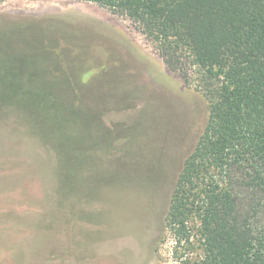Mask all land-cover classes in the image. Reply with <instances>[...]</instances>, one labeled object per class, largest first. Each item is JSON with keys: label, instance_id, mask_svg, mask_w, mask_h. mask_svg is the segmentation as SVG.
<instances>
[{"label": "rangeland", "instance_id": "374dc122", "mask_svg": "<svg viewBox=\"0 0 264 264\" xmlns=\"http://www.w3.org/2000/svg\"><path fill=\"white\" fill-rule=\"evenodd\" d=\"M0 11V264H174L165 216L207 119L195 68L93 3Z\"/></svg>", "mask_w": 264, "mask_h": 264}, {"label": "trees", "instance_id": "16d2710c", "mask_svg": "<svg viewBox=\"0 0 264 264\" xmlns=\"http://www.w3.org/2000/svg\"><path fill=\"white\" fill-rule=\"evenodd\" d=\"M76 1L124 15L196 70L207 119L165 216L174 264H264V0Z\"/></svg>", "mask_w": 264, "mask_h": 264}, {"label": "crops", "instance_id": "0c3cea01", "mask_svg": "<svg viewBox=\"0 0 264 264\" xmlns=\"http://www.w3.org/2000/svg\"><path fill=\"white\" fill-rule=\"evenodd\" d=\"M44 11H46V13L48 12L47 10L44 9ZM3 14L1 11H0V19H2V15ZM60 49L57 48V47H50V48H44L42 49L39 53L40 54H47V55H50V56H55L56 58L55 59H58L57 57V54L59 53ZM60 62V67L63 71L60 70V68L55 65L57 64L56 62L53 63V64H49L47 65V71H49L54 77H60L61 75H65L66 74V70H68V66H65V64L62 62V61H59ZM57 67H58V70H57ZM61 71V73L59 72ZM68 76V75H67Z\"/></svg>", "mask_w": 264, "mask_h": 264}]
</instances>
